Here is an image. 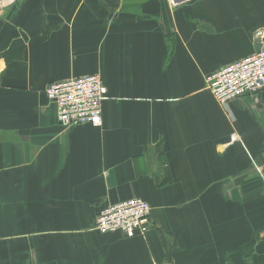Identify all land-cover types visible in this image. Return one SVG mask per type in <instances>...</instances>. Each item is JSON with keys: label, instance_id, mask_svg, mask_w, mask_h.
Here are the masks:
<instances>
[{"label": "crops", "instance_id": "obj_1", "mask_svg": "<svg viewBox=\"0 0 264 264\" xmlns=\"http://www.w3.org/2000/svg\"><path fill=\"white\" fill-rule=\"evenodd\" d=\"M0 0V264H264V92L205 78L261 48L264 0ZM98 75L101 125L48 85ZM150 208L144 237L100 211Z\"/></svg>", "mask_w": 264, "mask_h": 264}, {"label": "built area", "instance_id": "obj_2", "mask_svg": "<svg viewBox=\"0 0 264 264\" xmlns=\"http://www.w3.org/2000/svg\"><path fill=\"white\" fill-rule=\"evenodd\" d=\"M257 37L262 39L260 49L205 79L207 90L226 113L231 101L264 92V35L258 34ZM45 94L56 107L60 127L101 124V104L106 90L98 75L50 84ZM149 214V205L140 199L109 205L100 211L96 230L102 235L119 232L127 238L144 237L151 228Z\"/></svg>", "mask_w": 264, "mask_h": 264}]
</instances>
